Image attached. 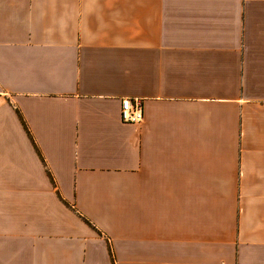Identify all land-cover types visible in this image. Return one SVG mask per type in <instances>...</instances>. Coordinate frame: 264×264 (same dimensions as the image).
Listing matches in <instances>:
<instances>
[{"label":"crops","instance_id":"obj_1","mask_svg":"<svg viewBox=\"0 0 264 264\" xmlns=\"http://www.w3.org/2000/svg\"><path fill=\"white\" fill-rule=\"evenodd\" d=\"M0 264H264V0H0Z\"/></svg>","mask_w":264,"mask_h":264},{"label":"built area","instance_id":"obj_2","mask_svg":"<svg viewBox=\"0 0 264 264\" xmlns=\"http://www.w3.org/2000/svg\"><path fill=\"white\" fill-rule=\"evenodd\" d=\"M143 102L139 99L132 100L130 98H123L120 108V116L126 124L140 123L144 120Z\"/></svg>","mask_w":264,"mask_h":264}]
</instances>
